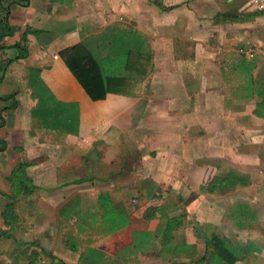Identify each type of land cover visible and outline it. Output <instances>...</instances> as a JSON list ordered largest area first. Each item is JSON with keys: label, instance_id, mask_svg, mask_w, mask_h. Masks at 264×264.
<instances>
[{"label": "crops", "instance_id": "crops-1", "mask_svg": "<svg viewBox=\"0 0 264 264\" xmlns=\"http://www.w3.org/2000/svg\"><path fill=\"white\" fill-rule=\"evenodd\" d=\"M7 12L0 98L12 99L0 100V213L20 160L32 190L16 198L11 229L0 218V239L12 243L0 264H191L218 231L234 264H264V114L252 115L264 87V13L249 0H25ZM122 43L146 56L144 76L91 101L59 53L81 45L114 60ZM16 45L27 54L11 60ZM239 51L253 55L248 66ZM29 68L57 102L75 105V134L32 127ZM228 174L224 194L198 192L208 176ZM150 194L163 215L181 217L170 244L191 246L186 255L167 251L162 218L132 214ZM118 205L126 225L104 234L101 211Z\"/></svg>", "mask_w": 264, "mask_h": 264}, {"label": "trees", "instance_id": "trees-1", "mask_svg": "<svg viewBox=\"0 0 264 264\" xmlns=\"http://www.w3.org/2000/svg\"><path fill=\"white\" fill-rule=\"evenodd\" d=\"M17 3L25 4V0H0V40L5 36L11 35V30L7 24V8L9 5ZM15 48L18 50V54L11 60L22 59L26 56L25 47L16 45ZM112 53L114 54V60H110L108 57L104 61L102 59L96 60L84 47L77 45L61 51L59 53V58L84 93L94 102L103 100L104 96L108 93L120 94V88L124 85L128 86L129 81L135 75L134 73L138 72L142 76L145 74L144 65L142 63L140 64L139 58L142 57L144 60L146 56L141 52L132 50L125 46V43H122L117 51L113 52L112 49ZM238 55L242 64L241 66H248L246 60H250L251 57L247 58L240 53H238ZM11 60L6 61V63L8 64ZM101 65H103L105 74H102ZM26 86L30 89V98L35 103L33 109L29 113L32 127L72 135L76 133L78 117L75 105L57 102L39 80L38 69L29 68L26 70ZM256 95L260 98V102L254 106L252 115L261 117L264 114V87L257 89ZM8 99H12V97L0 98V100L3 101ZM14 108L15 103L12 101L7 109ZM5 109L6 108L0 109V124L2 121L1 111ZM2 149L3 145L0 143V151ZM24 167L25 164L20 160L17 166L11 171L9 177L11 195L7 196L8 203L0 213V218L4 221V226H7L9 229L12 227V221L15 216L13 206L16 198L19 195L25 197L30 194L32 190V186L22 173ZM232 178L233 176L231 174L224 177L215 175L208 176L205 180L200 182L198 192L207 195H222L228 190L229 186H231ZM193 197L194 195H191V198ZM101 199H105V197L98 195V204ZM101 212L106 219L103 231L104 234H111L126 225L127 213L121 205L114 206L113 210H110L108 207H103ZM161 212L157 197L150 194L146 198V203L142 206L135 207L132 214L144 220L152 219L155 215L162 218L164 220V226L161 230V238L165 240L164 243L167 245V251L170 252L173 257H176L178 253H184L186 255L191 251V246L178 247L170 244L171 234L180 227L179 218L181 217H167ZM1 232L2 231H0V234ZM3 235L6 236L5 234ZM61 241L68 246L71 251H75L77 243L75 239L66 237L64 239L62 238ZM203 245L204 252L202 256L195 261H190L191 264H234V262L240 260L235 249L228 246L225 239L218 235L213 236L208 241L204 242ZM29 264H32L31 260Z\"/></svg>", "mask_w": 264, "mask_h": 264}, {"label": "rangeland", "instance_id": "rangeland-1", "mask_svg": "<svg viewBox=\"0 0 264 264\" xmlns=\"http://www.w3.org/2000/svg\"><path fill=\"white\" fill-rule=\"evenodd\" d=\"M185 39H186V42H188V43H190V39H188L189 38V36L188 35H186L185 37H184ZM188 45V44H187ZM188 48V47H187ZM186 48V46L184 47V49L183 50H185V52H183L184 54L185 53H189V49H187ZM176 49L179 51V48H177L176 47ZM188 51V52H187ZM92 54H94L93 55V57L96 59V60H100V55H99V53H97V54H95V53H92ZM159 56V55H158ZM160 57V56H159ZM253 57V55L251 56V58ZM248 58V57H247ZM254 58V57H253ZM101 68H102V74H105V70H103L104 68H103V65H101ZM135 200V199H134ZM136 201V200H135ZM129 203H131V204H128V206L130 207L129 209H133L135 206H136V203L137 202H135V203H132V202H129ZM226 235V233L225 232H220V231H218L217 232V235L219 236V237H223V235ZM239 243V246H240V241H237V244ZM228 244H230L229 242H228ZM11 245H12V243H11V241L10 240H5V239H0V249H2V248H7V250L11 247ZM233 247V246H232ZM156 261H157V258H156ZM166 263V262H165ZM165 263H162V264H165ZM137 264H140L139 262H137ZM142 264H143V262H142ZM153 264H157V263H153ZM168 264H170V263H168Z\"/></svg>", "mask_w": 264, "mask_h": 264}, {"label": "built area", "instance_id": "built-area-1", "mask_svg": "<svg viewBox=\"0 0 264 264\" xmlns=\"http://www.w3.org/2000/svg\"><path fill=\"white\" fill-rule=\"evenodd\" d=\"M249 4L255 11L264 13V0H249ZM238 53L244 55V53L240 51ZM244 56L250 58L252 55L250 53H246ZM132 203H135V201L132 200Z\"/></svg>", "mask_w": 264, "mask_h": 264}]
</instances>
